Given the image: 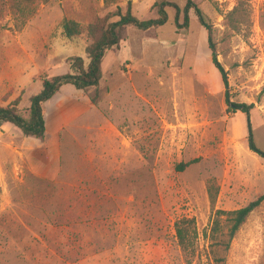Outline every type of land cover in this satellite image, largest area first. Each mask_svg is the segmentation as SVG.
Segmentation results:
<instances>
[{"label": "rangeland", "instance_id": "1", "mask_svg": "<svg viewBox=\"0 0 264 264\" xmlns=\"http://www.w3.org/2000/svg\"><path fill=\"white\" fill-rule=\"evenodd\" d=\"M157 1L0 0V106L21 95L27 116L42 77L71 72L70 57L87 62L91 22L117 20L129 2L135 16L147 18ZM168 1L181 9L186 3ZM193 1L212 27L227 86L195 11L189 27L177 29L176 11L167 7L168 20L159 28H121L120 44L103 59L101 92L110 86L117 104L104 143L100 136L94 141L93 131L80 146L62 131L61 143L50 150L53 161L40 156L42 141L0 134V210L12 205L18 211L0 213V236L11 238L0 251L13 263L217 264L206 235L216 211L240 209L264 194V158L249 145L251 123L264 153V0ZM65 19L80 23V35H64ZM226 98L252 107L233 112ZM7 215L18 217L16 227L4 223ZM182 218L195 220L191 263L176 236ZM13 234L25 237V245ZM220 264H264V201Z\"/></svg>", "mask_w": 264, "mask_h": 264}, {"label": "trees", "instance_id": "2", "mask_svg": "<svg viewBox=\"0 0 264 264\" xmlns=\"http://www.w3.org/2000/svg\"><path fill=\"white\" fill-rule=\"evenodd\" d=\"M172 7L176 11L175 22L177 29L188 28L190 21V12L194 10L200 24L207 30L208 47L211 52V62L221 73L224 84L227 86V73L217 59L215 44L212 40V27L207 22L202 10L193 0H186L183 9L177 3L168 0H159L151 8V16L147 18H138L130 9V2L125 13L117 12V20H110L106 17L104 20L97 19L88 25V34L90 43L86 48V60L81 56H73L68 59L71 72L64 75L44 76L41 78L42 89L38 94L30 98L27 116L23 115L19 105L22 102V96L12 100L5 106H0V122L8 123L20 129L26 137H34L43 140L46 133L44 109L45 103L52 98L64 84H71L76 89L82 90L90 99L91 103L98 106L103 98L100 81L102 79V63L107 52L111 51L120 44L121 37L119 30L123 27H134L139 30L150 28H159L168 20L166 8ZM183 12L184 22H179L180 13ZM81 25L75 19H65L63 22L64 35L71 39L80 35ZM227 103L232 105L233 112L242 111L249 113L252 105L231 104L229 98ZM249 145L250 148L259 153L264 158V153L255 146L252 134L251 123H249ZM197 162V159L189 161L178 166L179 171H183L190 165ZM53 188L56 184L51 183ZM212 202L215 198L211 194ZM264 201V194L259 195L255 200L246 206L231 211L217 210L214 220L209 228L207 237L210 240L211 253L214 255L217 264L223 263L225 254L230 249L232 240L237 232L247 221L249 216ZM176 236L181 250L186 257V261L191 263L190 257L195 252V220L193 218H182L175 224Z\"/></svg>", "mask_w": 264, "mask_h": 264}, {"label": "crops", "instance_id": "3", "mask_svg": "<svg viewBox=\"0 0 264 264\" xmlns=\"http://www.w3.org/2000/svg\"><path fill=\"white\" fill-rule=\"evenodd\" d=\"M124 57V56H122ZM122 64H118L117 73L122 81L126 80L124 75V70L121 69ZM109 78H112V73H108ZM109 79V80H110ZM114 89H111L109 86V91L105 92L101 102L98 106H95L91 103L88 96L82 90L76 89L71 84H64L60 90L45 103L44 109V119H45V127L46 133L43 140L36 139L32 137V139H36L38 141H42L41 146L46 149L41 151L40 156L42 158L51 160H55L56 153L54 151H50L57 144H60L62 141L61 133L62 131H69L78 141V143H83L84 139L90 140V134H93V131H96L97 135L93 136L97 141L96 136L103 137L100 143H104L107 131L109 130V126H112V122L110 121L108 115L113 111L114 108L117 107L116 102L111 101L110 97L113 93ZM14 100V99H12ZM47 131L50 133V140H47ZM22 133L20 129L16 128L13 125L8 123L0 122V134L5 136H11L13 133ZM23 134V133H22ZM21 135V134H20ZM50 161V164L53 163ZM41 177L45 176V173L42 169L36 171ZM79 190H73L72 195H76ZM101 192V190H99ZM64 192V191H62ZM65 192H71L65 191ZM98 192V191H97ZM80 195V194H78ZM3 210H0V213H16V206H3ZM18 218V217H17ZM17 218L12 215H7V221L4 222L7 226L9 224H13L15 227L17 226ZM19 222L26 227L25 222L22 218H19ZM6 229V228H5ZM9 229V228H8ZM9 232V230H7ZM5 231V232H7ZM14 235V234H13ZM10 236V235H9ZM0 245L10 246L11 238H7V235L2 234L0 236ZM20 245H25L26 239L25 237L16 238L13 236ZM16 240H13L12 244L14 248L18 246ZM0 264H15L12 262V258L8 255V253H4V251H0Z\"/></svg>", "mask_w": 264, "mask_h": 264}]
</instances>
